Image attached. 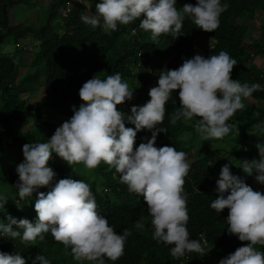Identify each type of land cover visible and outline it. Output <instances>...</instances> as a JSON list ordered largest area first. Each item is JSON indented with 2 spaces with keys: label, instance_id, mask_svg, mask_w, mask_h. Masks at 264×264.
I'll return each instance as SVG.
<instances>
[{
  "label": "clouds",
  "instance_id": "9594fccd",
  "mask_svg": "<svg viewBox=\"0 0 264 264\" xmlns=\"http://www.w3.org/2000/svg\"><path fill=\"white\" fill-rule=\"evenodd\" d=\"M86 5V4H85ZM177 0H101L95 5V14L81 16L84 24L93 29L103 28L107 34L118 31V26L129 25L144 16L139 27L151 33L153 42L159 37L173 40L183 35L185 17L205 32H214L220 25V16L229 5L221 0H197L195 5L185 3L181 9ZM88 8V6L86 5ZM237 61L226 51L207 58L196 54L185 58L176 69H163L157 86H148L150 100L143 106H133L131 114L118 110V105L133 99V90L122 80L119 72L102 79L94 75L79 90L83 103L73 106L71 118L58 127L47 142L25 144L24 160L16 167L19 180L15 185L20 201L38 193L34 208L36 221L8 216L0 222V235L34 246L37 238L45 239L50 233L77 262L92 261L105 264V259L117 261L123 254L131 230L116 234L106 217L98 211V204L90 185L72 178L60 179L53 186L56 173L48 166L55 153L69 166L83 164L86 169L97 168L102 162L115 169L120 182L130 193L142 196L154 228L152 238L157 243L174 245L170 248L173 259L186 253L206 255L201 240L190 239L187 228L189 214L185 177L190 170L187 154L175 147H156L158 134L168 133L160 127L166 116V105L179 90L180 107L172 112L170 122H193L195 131L204 141L223 139L235 123L228 121L238 110H244L243 101L256 91L264 90L259 83L241 84L231 79ZM135 127L125 126V122ZM147 130L151 138L134 148L137 133ZM264 135V124L254 125L250 134ZM260 136V135H257ZM260 159L242 160L240 169L248 176L255 172L258 183L264 184V144L256 145ZM230 163L221 168L215 191L218 193L211 209L220 213L228 209L227 232L241 242L234 253L221 259L219 264H264V193L254 191L231 171ZM41 188H49L38 192ZM0 196V209L7 203ZM19 206V201H17ZM15 226V227H14ZM137 228L143 224L137 223ZM23 230V233L19 231ZM206 243V241H205ZM0 264H26L19 254L0 252ZM33 264H51L44 255H37Z\"/></svg>",
  "mask_w": 264,
  "mask_h": 264
},
{
  "label": "trees",
  "instance_id": "16d2710c",
  "mask_svg": "<svg viewBox=\"0 0 264 264\" xmlns=\"http://www.w3.org/2000/svg\"><path fill=\"white\" fill-rule=\"evenodd\" d=\"M31 0H0V45L7 40L16 44L22 40L32 39L37 50L32 55L33 70L21 76L19 68L24 64L23 54L27 47H16L11 55L0 53V196L8 200L0 209V222L7 223L8 216L16 219H28L35 222V202L38 193L25 201H20L15 185L19 177L13 165L23 162L22 148L25 144L47 142L59 127L57 123L46 119L53 115L60 121L69 120L73 115V106L77 109L83 101L79 90L82 85L96 75L106 78L119 72L122 80L133 90V99L118 105V110L126 115L131 114L133 106H143L150 97V89L157 86L161 70L176 69L182 65L185 58L195 56L194 43L205 37L213 42L205 54V58L226 51L237 61L231 73V79L241 84L259 83L264 89V69L251 62L252 57L264 55V0H221L227 3L228 9L220 16V25L214 32H205L198 28L189 17H185L183 35L173 40L170 36L159 37V42H153L151 33L139 27L144 16L129 25L118 26V31L107 34L103 28L93 29L81 20V16L95 14V5L101 0H88V10L78 0H45L44 21L36 26L23 23H11L10 9L19 4H28ZM197 0H177L176 7L181 9L185 3L195 5ZM69 7L68 12L65 9ZM257 10L263 13L260 35L257 41L247 43L245 35L248 30L247 17ZM65 13V14H64ZM57 22V25L54 23ZM250 50H253L251 53ZM49 90L44 102H29L23 94L30 93L38 86ZM179 90L173 93V100L166 105V116L160 127L167 128L168 133L158 134L156 147L171 146L177 151L188 153L194 146L201 143L196 140L199 135L193 123L181 119L175 125L170 122L173 111L180 107ZM244 110H238L228 123L237 125L238 138L246 142L254 131V125L264 124V90L256 91L243 101ZM32 121L33 129L24 128ZM125 126L134 129V125L125 122ZM151 133L142 130L137 133L134 148L147 142ZM237 149L234 154L240 159L249 152ZM52 155H56L53 153ZM188 158V157H186ZM205 156L198 157L190 164V170L185 177L184 192L187 194L189 222L187 224L190 239L203 240L204 245L212 248V257L219 260L248 242H241L237 236L227 232L228 209L220 215L211 209V202L217 198L214 191L216 181L212 178L213 170L205 163ZM56 176L53 186L60 179L72 178L82 180L90 185L98 204V211L107 218L109 226L116 234H122L129 229L132 235L127 238L124 254L115 262L105 259V264H203L199 253H186L180 259H173L170 248L174 245L157 243L153 238L154 228L148 214L147 205L142 196L130 193L127 186L120 182V176L115 169L101 163L97 168L88 170L83 164L69 166L60 158V163H48ZM239 177L254 191L262 192L264 184L255 183L241 170ZM256 182V181H255ZM100 188V189H99ZM41 188L38 192L49 191ZM19 201V206L17 204ZM143 224L137 228L136 224ZM15 227V226H14ZM21 234L22 229H19ZM257 250L264 252V246L257 245ZM205 248V246H204ZM0 252L11 255L19 254L26 264H33L37 255H44L51 264H95L92 261L77 262L50 233L45 239L38 238L34 246L22 242L20 238L11 239L0 235ZM208 261V257L205 256ZM187 259V260H186ZM68 260L71 263H68ZM186 260V261H185ZM184 263H183V262Z\"/></svg>",
  "mask_w": 264,
  "mask_h": 264
},
{
  "label": "rangeland",
  "instance_id": "374dc122",
  "mask_svg": "<svg viewBox=\"0 0 264 264\" xmlns=\"http://www.w3.org/2000/svg\"><path fill=\"white\" fill-rule=\"evenodd\" d=\"M80 1L85 7L86 5L90 6L88 0H78ZM86 4V5H85ZM45 0H31L30 3L24 5V4H17L13 6L9 11V17L11 23L17 24V23H23L27 26H36L37 24H40L44 21V15H45ZM86 7V9L88 10ZM87 15H90L89 12H87ZM263 21V13L261 10H257L253 16L247 17V24H248V30L245 35V41L248 43L257 41L260 35V26ZM54 25H57V22L54 23ZM36 42H34L32 39L28 40H22L19 43H15L13 40H7L4 41L0 45V53H5L11 55L12 52L15 51L16 47H27L29 51L27 53L23 54L24 58V64L19 68L21 76L25 75L27 72L33 70L31 68V61H32V55L37 50ZM213 42L210 39H207L205 37H202L195 41L194 48L195 52L194 54H200L205 57L206 52L208 51L209 47H212ZM251 53L253 50H250ZM252 63H254L256 66H259V68L264 69V55L262 56H253ZM48 88L41 85L35 88L33 91L27 94H23V98H27L29 102H38L42 103L46 100ZM46 119L55 122L58 124V126H61V123L59 120L56 119L55 116L49 115L46 117ZM67 121V118H64V122ZM189 123H193L189 121ZM32 121L28 122L23 129L29 128L33 129ZM260 135V136H257ZM255 134H249L248 140L246 142L241 141L238 138V134L235 132H230L229 135L224 137L223 139L219 140H208L204 141L200 134L196 136V140H200L201 143H199L197 146H194V148L189 151L187 154V161L188 163H191L198 157L205 156L206 160L205 163L210 165L213 170V176L212 178L215 180L219 179V174L221 171V168L224 164L231 163V171L234 175L239 176L242 169H240V159L238 157H235L234 152L237 149H241L242 152L246 151L250 147L254 151V155L247 153L242 154L243 160H259V152L256 147L257 144H264V135H261L260 133ZM24 160V159H23ZM50 163L52 164H58L60 163V158L57 155H52V159L50 160ZM13 169L16 171L17 165H13ZM256 173L254 172L252 176H248V178L252 177V180L254 181V185H257L256 179H255ZM256 181V182H255ZM100 189V188H99ZM216 189V187H215ZM214 189V191H215ZM216 192V191H215ZM217 193V192H216ZM264 193V190L261 192ZM205 246V253L206 255L203 256L202 262L203 264H219V259L216 257L210 258L212 256V248L210 246ZM205 256L208 257V261L206 260ZM187 260V259H186ZM185 260V261H186ZM184 261V262H185ZM183 262V261H182ZM183 262V263H184ZM68 263H71L70 260H68Z\"/></svg>",
  "mask_w": 264,
  "mask_h": 264
},
{
  "label": "built area",
  "instance_id": "2783aa9c",
  "mask_svg": "<svg viewBox=\"0 0 264 264\" xmlns=\"http://www.w3.org/2000/svg\"><path fill=\"white\" fill-rule=\"evenodd\" d=\"M68 9H69V7L67 6V8L65 9V13H67L68 12ZM64 13V14H65ZM204 242V241H203ZM205 243V242H204Z\"/></svg>",
  "mask_w": 264,
  "mask_h": 264
}]
</instances>
